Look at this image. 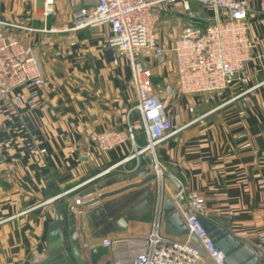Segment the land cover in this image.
Masks as SVG:
<instances>
[{
    "label": "crops",
    "instance_id": "1",
    "mask_svg": "<svg viewBox=\"0 0 264 264\" xmlns=\"http://www.w3.org/2000/svg\"><path fill=\"white\" fill-rule=\"evenodd\" d=\"M249 1L248 18L257 48L248 72L252 83H256L264 80V0ZM48 2L53 11L46 15ZM97 2L0 0L4 20L47 29L30 38L19 34L35 46L43 66L40 102L18 105L10 99L0 101V264H32L45 257L63 200L47 203L49 199L68 193L64 199L71 205L75 198L87 202L140 182L145 174L81 196L101 180L138 172L144 167L143 158L149 160L145 166L154 173L158 163L183 188L200 192L208 202V218L227 222L233 236L264 251V87L252 100L235 101L165 140L153 155L126 161L148 143L144 131L138 133L135 142L129 140L112 150H100L89 137L107 130H125L137 94L125 61L118 65L113 62L116 51L108 43L110 26L70 29L75 12L93 8ZM190 11L180 3L167 9L157 29L163 47H172L183 26L215 14L197 1L190 2ZM144 61L153 71L155 84L175 82L172 57L159 65L149 55ZM237 90L227 92L226 98ZM164 103L172 124L183 126L193 118L190 108L197 98L172 95ZM209 108L199 104L197 114ZM150 186L157 193L162 189L164 200H175L180 192L170 179L153 181ZM113 199L102 200L92 208ZM26 210L30 211L10 219ZM151 229L152 225L134 222L129 231L108 235L126 243L109 251L103 261L121 255L128 247H137L135 240L147 237Z\"/></svg>",
    "mask_w": 264,
    "mask_h": 264
},
{
    "label": "built area",
    "instance_id": "2",
    "mask_svg": "<svg viewBox=\"0 0 264 264\" xmlns=\"http://www.w3.org/2000/svg\"><path fill=\"white\" fill-rule=\"evenodd\" d=\"M191 1L213 9L215 14L183 26L172 47L166 49L157 36L165 12L179 3L191 12ZM52 11V3L48 2L45 14L49 15ZM249 12V0H98L93 8L75 12L71 30L110 26L108 43L116 51L113 62L118 65L125 61L132 76L131 86L137 94V104L130 109L125 130L94 133L89 141L100 150H112L129 140L135 142L138 133L144 131L148 143L126 161L143 154L153 155L162 142L229 104L240 99L252 100L254 94L264 87V80L252 83L248 72V64L255 59L257 48L251 35ZM44 31L47 29L9 22L0 16V101L10 99L18 105H37L40 102L44 84L43 66L35 46L23 41L19 34L24 33L30 38ZM147 55L160 62L172 57L175 82L155 84L153 73L144 61ZM261 68L264 72V62ZM234 89H238L237 92L226 98L227 92ZM172 95L197 98L196 105L190 108L193 118L183 126L173 125L167 115L164 100ZM199 104L210 105V108L197 114ZM155 172L162 182L164 168L155 163ZM181 193L185 196V203L178 201V195L175 201L191 236L174 237L164 233V193L161 189L148 236L136 239L137 247H128L121 255L99 264H227L226 255L217 248L199 220L209 216L206 198L194 189L182 188ZM67 194L51 198L47 203L64 199ZM81 202L78 198L71 203L74 213H79ZM192 236L198 242H194ZM261 240L264 243V235ZM93 242L108 247L110 252L126 243L116 237Z\"/></svg>",
    "mask_w": 264,
    "mask_h": 264
},
{
    "label": "water",
    "instance_id": "3",
    "mask_svg": "<svg viewBox=\"0 0 264 264\" xmlns=\"http://www.w3.org/2000/svg\"><path fill=\"white\" fill-rule=\"evenodd\" d=\"M108 55L113 58L112 51H109ZM148 161L143 158L141 164L144 167L134 174L113 176L85 189L81 193L82 197L121 182L133 181L140 174L146 175V178L140 182L102 193L87 202H81L78 205V214L71 210L68 200L63 199L56 214L55 226L48 239V251L44 258L32 264H99L110 252L108 247L98 246L92 241H98L111 234L127 232L131 223L134 222L152 225L158 193L157 189L150 184L153 181L158 182L160 177L152 171V168L145 166ZM162 179H170L180 191L183 188L172 174L164 173ZM132 189L136 190L124 194ZM119 195L123 196L116 198ZM177 195L178 201L185 203V196L180 192H177ZM112 197H114L113 200L92 208L102 200ZM164 214L166 235L184 238L191 236L175 200L171 198L164 200ZM199 220L217 248L226 255L227 264H264V251L233 236L227 222L204 217H200ZM192 240L198 242L194 236Z\"/></svg>",
    "mask_w": 264,
    "mask_h": 264
},
{
    "label": "rangeland",
    "instance_id": "4",
    "mask_svg": "<svg viewBox=\"0 0 264 264\" xmlns=\"http://www.w3.org/2000/svg\"><path fill=\"white\" fill-rule=\"evenodd\" d=\"M151 58H152V61L155 62V63H157L158 65L164 63V62H160V61H158V60L155 59L154 57H151ZM169 58H170V57H169ZM169 58H167V59H169ZM147 67H148V66H147ZM148 69L153 73V71L150 69V67H148ZM153 77H154V75H153ZM153 81H154V80H153Z\"/></svg>",
    "mask_w": 264,
    "mask_h": 264
}]
</instances>
